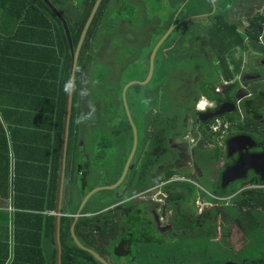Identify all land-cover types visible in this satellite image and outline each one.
<instances>
[{
    "label": "trees",
    "instance_id": "obj_1",
    "mask_svg": "<svg viewBox=\"0 0 264 264\" xmlns=\"http://www.w3.org/2000/svg\"><path fill=\"white\" fill-rule=\"evenodd\" d=\"M49 1L66 20L76 49L97 0ZM165 1L169 5V13L160 18L156 32H152L153 19L146 15L145 5L141 16V5L126 0H120L118 4L115 0H102L87 32L79 55L76 90L73 93L67 164L73 150L76 159L71 167V186L67 192L70 213L64 210L61 218L62 264H101L75 245L71 227L86 195L98 187L116 184L131 153L133 130L122 92L128 84L123 79V72L128 69L125 65H130L134 52L145 44L155 43L145 56L146 67L141 71V81H145L155 46L172 26L182 22L163 46L164 49L166 45L175 44L168 58L157 55L158 66H155L151 82L146 86L134 85L126 93L133 122L145 133L142 161L146 178L142 179L141 185L147 188L150 167L159 169L166 166L168 156L170 158L167 154L168 140L179 138L185 115L193 112L195 103L189 98L204 93L214 99L218 72L226 81L234 75L232 51L247 49L245 38L258 43L264 28V15L258 13L248 18L244 35L238 32L236 25L228 21L229 13L238 0H220L218 8H215L214 0ZM203 20L209 21L207 26L202 24ZM124 23L130 26L131 32H121ZM200 38L203 43L196 41ZM113 44L118 49L116 54L107 49ZM105 47L106 55L103 56L101 52ZM202 49L213 53L210 65L204 59ZM108 53L113 56L109 57ZM71 64L72 55L63 24L43 0H0V114L8 120V111L6 108L4 111L1 105L4 97L8 96L19 101L12 107L19 110L22 119L21 122H14L19 125H13L11 129L15 159L14 203L21 212L17 214L16 223L18 219L25 221V231L17 236L27 237L28 240L30 234L24 232H38L48 244V251L44 252L45 264L46 260L49 264H56L55 216L42 214L55 213L57 207L67 99L62 85L70 76ZM202 73H210V79ZM82 89L84 95H81ZM89 113H94V118ZM81 116L86 118L79 120ZM23 117L29 121L24 123ZM15 128L23 129L17 131ZM0 129L3 130L1 124ZM21 131L24 138H14L13 135ZM5 138L0 137V162L4 167L1 172L9 175L10 152ZM80 141L84 146L79 150ZM92 141L95 142V150L89 151L88 145ZM108 146L118 150L119 154L109 160L107 173L105 153ZM171 154L174 158L179 155V150ZM136 161L137 156L132 162L134 168L128 172L120 187L127 188V197L136 194ZM177 173L166 169L164 176L158 177V184ZM184 191L187 195H183ZM167 192L170 199L179 193L184 197L183 203H194V187L191 185L176 183ZM116 193V190L96 193L87 202L75 226L80 243L104 259L106 255L124 257L121 253L123 243L149 240L139 230L148 225L140 209L135 205L128 209L119 208L120 199ZM121 226L129 229L125 236L118 237ZM175 226L197 228L194 222H179ZM189 232L183 233L185 237L178 238L179 231L165 235L157 231L155 255L151 259H143L141 264H188L186 261L198 256L210 259L208 247L214 237L213 229L197 232L195 237ZM259 236L262 237L261 232ZM259 236L252 238L253 246L263 243ZM168 243H174V247ZM147 252L142 251L143 256Z\"/></svg>",
    "mask_w": 264,
    "mask_h": 264
},
{
    "label": "flooded vegetation",
    "instance_id": "obj_2",
    "mask_svg": "<svg viewBox=\"0 0 264 264\" xmlns=\"http://www.w3.org/2000/svg\"><path fill=\"white\" fill-rule=\"evenodd\" d=\"M214 2L215 8L221 4L220 0ZM260 3V0H238L232 11L237 5L250 8L252 5L259 6ZM242 19L239 17L230 21L228 18V21L236 25L238 32L244 35L248 19L247 23L242 22ZM159 22L158 18L156 25L151 23L152 32L157 31ZM196 41L204 42L201 38ZM245 43L247 49L237 48L232 51L233 77L226 81L218 72L214 99L208 98L204 93L196 98H189L190 102L195 103L194 109L192 113L185 115L179 135V138L187 141L177 145L179 138L168 140L167 154L169 153L170 158L168 156L166 166L159 169L156 166L150 167L147 188H142L141 185L142 179L146 178L142 161L145 133L137 128L136 194L127 197V188H120L126 178L116 189V194L120 199L119 208L128 209L135 205L140 209L143 220L148 225L139 230L149 240L123 243L121 253L125 256L117 258L106 255L108 264H141L143 259H151L155 255L157 231L165 235L176 230L179 231L178 238H181L189 231L195 237L197 232L205 229H213L214 237L210 242L215 241L219 245L218 252L221 251L222 256L214 254L211 244L208 247L210 259L198 256L186 261L188 264H264V243L253 246L249 233L260 231L264 239V28L258 43L250 42L248 38H245ZM164 44L157 55H163L167 59L175 44L170 47L166 45L163 49ZM201 51L210 65L213 53H206L203 49ZM143 61L146 67V57ZM155 65L156 58L154 71ZM208 74L202 73L207 79ZM174 150H179V155L173 158L171 153ZM166 169L178 173L158 184V177H163ZM176 183L194 187V203H183L184 197L179 193L170 199L167 189L171 190ZM183 195H187L186 191ZM163 202L166 205L160 211L170 215L167 228L161 227L157 214ZM200 202L211 205L210 210L199 214L196 203L200 205ZM179 222H194L197 228L192 230L175 226ZM128 229L127 226L119 227L118 237L125 236ZM168 244L174 247V243ZM142 251H148L146 256H143Z\"/></svg>",
    "mask_w": 264,
    "mask_h": 264
},
{
    "label": "crops",
    "instance_id": "obj_3",
    "mask_svg": "<svg viewBox=\"0 0 264 264\" xmlns=\"http://www.w3.org/2000/svg\"><path fill=\"white\" fill-rule=\"evenodd\" d=\"M6 90H7L6 88L3 89L4 92H6ZM4 99L5 100L1 105L4 107V111L5 108L6 111H8V113L6 114L8 120L7 119L5 120L0 114V124L3 128V130L0 129V137L1 136L6 137L5 139L7 140L8 143V148L10 152L9 154L10 172L9 175L3 174L1 170L4 167L3 164L0 162V264H45L46 256L44 255V252L47 250L48 244L46 243L45 240H43V237L39 236L38 232H24L30 234L28 236V240L27 237L21 238L20 236H17L20 234V232L22 233V231H25L24 230L25 221L22 220L19 221L18 219V223H16L17 214L21 212L15 207V203H14L15 194L13 189V181L15 174L13 172V167L15 166V159L12 150L13 147H12L11 129L13 128V125L16 124L19 125V123H14V122H21L22 119L21 116H19L20 114L19 110H16L14 107H12L14 103L18 104L19 101L14 98L13 99L8 98V96L6 98L4 97ZM27 121L29 120L23 117V122L25 123ZM15 129H17V131H20L23 128H15ZM23 134L24 132L21 131L19 133L16 132V135L13 136L18 140H22L24 138ZM0 144H2V140H0ZM83 146L84 143L80 141L78 147L79 150L83 148ZM75 156L76 153L73 150V152H71L69 157V163L67 164L68 169L65 180L63 207L67 206L69 202V195L67 194V192L69 191V187L71 186V184L69 183L70 171L76 159ZM64 210L68 214L70 213L69 206L63 208L62 214ZM54 214L55 213H43L42 215L54 216ZM40 251L42 252V255H40ZM46 264H49L47 260H46Z\"/></svg>",
    "mask_w": 264,
    "mask_h": 264
},
{
    "label": "water",
    "instance_id": "obj_4",
    "mask_svg": "<svg viewBox=\"0 0 264 264\" xmlns=\"http://www.w3.org/2000/svg\"><path fill=\"white\" fill-rule=\"evenodd\" d=\"M43 1L50 8V10L60 19V21L63 24L64 30H65V33H66V36H67V39L69 42L71 55H72V64H71V70H70V76L69 77H71L75 81L80 51H81L82 46L84 44L85 38L87 36V32H88V30H89V28H90V26L94 20V17H95V15L99 9V6H100L102 0H97L96 4H95V6H94V8L90 14V17L87 20L86 25L82 31V34H81V37H80V40H79V43H78L76 49H74V47H73L70 32L68 29V25H67V22L64 19V17L50 3L49 0H43ZM181 23L182 22L178 23L176 26H172L167 31V33L164 35V37L155 46L154 50L152 51L151 57H150L149 74H148L147 79L143 83V85H147L152 79L153 72H154L155 58L157 56L159 49L166 42V40L169 38V36L173 33L175 28L177 26H179ZM134 84L135 83L127 84L125 86V88L123 89V92H122V100L124 103L125 111H126L128 120H129L130 125H131L132 130H133V146H132L131 153L127 159V162H126L124 171L122 173V176L119 179V181L112 186L98 187V188L92 190L91 192H89L86 195V197L83 199L76 215L74 216V222H73L72 227H71V235H72V238H73L75 245L79 249L86 251L89 254H91L101 264H108V262L103 257H101L99 254H97L95 251L86 248L85 246H83L80 243L79 239L77 238V236L75 234V226H76L78 220L82 217L81 213H82L84 207L86 206L87 202L98 192L106 191V190H110V191L116 190L122 184V182L126 178L128 172L130 170H132V168H133L132 161L134 159V156H135V153L137 150L138 132H137V127L133 122V115H131L130 110L128 108V104H127V100H126V93H127L128 89L131 86H133ZM73 93H74V91L71 94H67V99H66V111H65V122H64V132H63V142H62V154H61V164H60V177H59L57 207H56V212L54 214V216H55L56 264H62V244H61L60 230H61V218L63 217L62 210H63V201H64V193H65V180H66V173H67V169H68V167H67V154H68V142H69V135H70V124H71V117H72ZM226 264H234V263H226Z\"/></svg>",
    "mask_w": 264,
    "mask_h": 264
},
{
    "label": "rangeland",
    "instance_id": "obj_5",
    "mask_svg": "<svg viewBox=\"0 0 264 264\" xmlns=\"http://www.w3.org/2000/svg\"><path fill=\"white\" fill-rule=\"evenodd\" d=\"M115 1H116L115 2L116 4H118L120 2V0H115ZM126 1H129V2H131L133 4H136V5H141V10H140V15L141 16H143V14H144V7L143 6L145 5V7L147 9L146 15H148L149 19H151V18L153 19V21L151 22L153 24L158 23V18L159 19L163 18V16H166V14L169 13V5L166 3L165 0H126ZM260 1H261V3L259 4V6L252 5V6H250V8H247V7L244 8V7H241L240 5H237L235 10H233L232 13H229L228 18H230V21H232V20L235 21V19H237L239 17H242L243 18L242 22L247 23L246 21H247L248 18H251V17H253L254 15H256L258 13L264 15V0H260ZM208 23H209L208 20H203V22H202V24L204 26H207ZM121 26H122V31L121 32H123V33L131 32L130 26L126 25V23L122 24ZM149 29H150V27H149ZM149 40H151V39L149 38ZM154 45H155V43L153 45L149 44V46H148V44L143 45L141 47V49H138V50H136L134 52V57L132 58V60H130V65H128V67L125 65V69L126 68H128V69H126L123 72L124 76H125L123 79L127 80L128 84L135 83L134 85H138V84L139 85H143V83L145 81H141V77H140L141 74H142L141 71L144 68L143 59H144L145 56H147V54L151 50L152 46H154ZM106 48L107 47H105L104 50L102 49L101 53H102L103 56L106 55ZM107 49L112 54L113 53L116 54L115 51L118 50L117 47L114 44L109 46ZM112 54H111V56L109 54V57H112L113 56ZM127 64H129V63H127ZM155 66H158V60H157ZM90 97H91V94H90ZM126 98H127V95H126ZM89 107L90 106H88L87 109H89ZM91 108H92V106H91ZM89 115L92 118H94V113H89ZM185 140L187 141V139L180 137L176 141L177 145H181L182 142L185 141ZM94 146H95V142L94 141H92V143L90 142V144L88 145L89 151L90 150H95ZM105 154H106V159L105 160L107 161V165H106L107 169L105 171H107V173H108V168L110 167V164H109L110 161L109 160L113 159V158H116L117 154H119V151L115 150L113 148H109V146H108L106 148V153ZM103 180L104 179H102V181ZM67 188H68V185H67ZM160 205L161 206L159 207V210H158L157 214H158V217L160 218L161 227L167 228L169 226V224H167V222H168V219H169L170 215L167 212L165 214H163V210L160 211V209L163 207V205L165 206L166 204L163 202ZM210 207H211V205H208V204H206L204 202L203 203L200 202V205L196 203V208H197L199 214L203 213L205 210H210ZM249 233H250L251 237L254 238L255 236L257 237V235L259 236L260 231L259 232L251 231ZM259 237H261V236H259ZM261 240L264 243V239L262 237H261ZM211 248H212V251L214 252V254L217 255V257H221L222 256V252L221 251L218 252L220 247L215 241H213V243L211 245Z\"/></svg>",
    "mask_w": 264,
    "mask_h": 264
},
{
    "label": "clouds",
    "instance_id": "obj_6",
    "mask_svg": "<svg viewBox=\"0 0 264 264\" xmlns=\"http://www.w3.org/2000/svg\"><path fill=\"white\" fill-rule=\"evenodd\" d=\"M76 90V83H75V81L71 78V77H69V78H67L66 80H65V82L63 83V85H62V91L65 93V94H71L73 91H75ZM85 94V92H84V90L82 89L81 90V95H84ZM86 117H84V116H81V117H79L78 119L79 120H83V119H85Z\"/></svg>",
    "mask_w": 264,
    "mask_h": 264
}]
</instances>
